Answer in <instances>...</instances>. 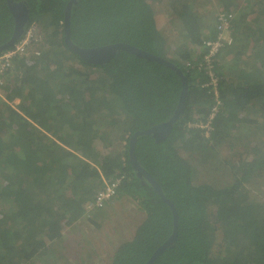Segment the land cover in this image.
Listing matches in <instances>:
<instances>
[{"label":"trees","instance_id":"16d2710c","mask_svg":"<svg viewBox=\"0 0 264 264\" xmlns=\"http://www.w3.org/2000/svg\"><path fill=\"white\" fill-rule=\"evenodd\" d=\"M71 1L13 0L29 10L21 38L34 30L44 47L38 57L15 60L0 95V264L56 263L53 244L117 178L115 200L135 201L144 218L110 264H147L172 236L174 213L138 177L130 142L173 118L183 80L173 68L127 51L103 65L83 60L65 42ZM162 1L77 0L70 18L74 45L127 44L174 64L188 81L169 134L159 141L139 136L134 148L178 217L176 242L153 264H264V203L251 195L252 186L264 183V0H220L221 11L235 15L234 42L213 61L222 107L209 137L190 125L206 121L214 104L201 65L205 41L217 36L216 20L198 14L196 0H166L176 25L171 43L154 7ZM14 30L9 1L0 0V46ZM236 133L243 150L237 161H218L235 148ZM218 162L228 168L224 186L199 176Z\"/></svg>","mask_w":264,"mask_h":264},{"label":"rangeland","instance_id":"374dc122","mask_svg":"<svg viewBox=\"0 0 264 264\" xmlns=\"http://www.w3.org/2000/svg\"><path fill=\"white\" fill-rule=\"evenodd\" d=\"M220 2V0H196L195 8H199L198 14H202L206 20L212 24L214 20H216L218 13L223 12L221 11L223 3ZM166 3L167 1L163 0L162 2L155 3L154 7L155 10L158 11L157 17L159 18L160 27L164 28L167 32L171 31V43H176L174 41L175 33L173 30L176 25H174L168 17L166 11L168 9L165 8V5H167ZM200 6L207 11L201 12ZM209 11H215L216 15L208 14ZM167 37L170 38V35L168 34ZM178 44L180 43L178 42ZM251 116L254 117L253 115ZM251 131L254 132L255 130L251 129ZM233 136V140L235 141L233 147L235 148L230 152L223 151L218 161L221 159H223L222 162L224 160L231 161L230 159L237 161L238 158L235 154L241 153L243 150L240 143L237 142V140H239L238 134L236 133ZM256 143L260 148L263 147L260 141ZM225 148L226 150L229 149L228 147ZM262 150L264 151V148H262ZM218 163L220 164L219 166L216 164L202 168L199 176L203 181L209 184L224 186L229 184V175L224 172L226 169L228 171V168L224 163ZM249 187L250 186H248V188ZM251 195H254L259 199L258 201L264 203V183L252 186ZM92 217L93 222L99 226L93 224L91 220L80 218L65 230L61 240L53 244L54 246L51 247L50 251L53 252L52 257H54L57 262L52 264H110L116 248L132 238L136 225L144 218V212L135 201L121 198L115 200L113 204L107 206L97 214V216ZM48 260L51 262L54 261L53 259Z\"/></svg>","mask_w":264,"mask_h":264},{"label":"built area","instance_id":"2783aa9c","mask_svg":"<svg viewBox=\"0 0 264 264\" xmlns=\"http://www.w3.org/2000/svg\"><path fill=\"white\" fill-rule=\"evenodd\" d=\"M234 17L235 15L233 13L219 12L216 16L217 36L215 39L206 40L203 45L204 53L201 66L209 78L208 83L204 87L211 89L214 95V104L206 121L191 124L190 127L203 130L207 137L210 136L212 124L222 107L218 92L219 79L213 72V61L223 47L230 46L234 42L232 35ZM43 44L42 37L37 36L34 30H30L13 47L0 54V95H2V88L6 84L9 73L14 68L15 60L18 58L29 59L40 56L41 48L44 47ZM121 182L122 179L117 178L88 201L84 205V215L82 218L84 220H90L94 212L103 210L113 204L115 198L118 196V189Z\"/></svg>","mask_w":264,"mask_h":264},{"label":"water","instance_id":"95a60500","mask_svg":"<svg viewBox=\"0 0 264 264\" xmlns=\"http://www.w3.org/2000/svg\"><path fill=\"white\" fill-rule=\"evenodd\" d=\"M9 1V8L11 11L12 16L14 17L15 20V30L14 33L11 37V39L4 45L0 46V54L3 53L4 51L10 49L15 45L17 41L21 38L25 31V24L27 20L29 19V10L27 9L25 4H19L16 5L12 0ZM77 0H72L68 8L66 10L65 14V23H66V36H65V42L69 46L70 49H72L74 52H76L83 60L87 61L88 63L91 64H97V65H103L105 63H108L113 57L117 55L118 52L120 51H127L131 54H134L138 57H141L143 59H147L150 61L158 62L165 64L171 68H173L179 76L183 80V92L181 95V100L179 107L177 111L175 112L173 118L165 123L162 124L161 126L151 128L146 131H141L137 132L133 135L131 138L130 142V156H131V163L132 166L135 168L137 171L138 177L142 178L145 177L155 188L159 196L169 205V207L172 209L174 213V231L172 236L163 244L161 245L153 254V256L149 259L147 264H153L156 259H158L168 248H170L177 240V230H178V217L176 210L174 208V205L165 198L161 187L159 184L151 177L138 163L137 158L134 153V148L136 141L139 136L143 135H152L154 138L157 139V141L164 139L172 129L174 123L177 121L179 118V115L181 114L183 110V103L186 97L187 93V88H188V81L186 77L183 75L182 71L177 68L174 64L161 59L159 57H156L152 54H149L147 52H144L142 50H139L137 48H134L132 46H129L127 44H114V45H108L104 47H99V48H91V49H85V48H80L76 45H74L71 40H70V18H71V6L75 4Z\"/></svg>","mask_w":264,"mask_h":264},{"label":"flooded vegetation","instance_id":"af4514ba","mask_svg":"<svg viewBox=\"0 0 264 264\" xmlns=\"http://www.w3.org/2000/svg\"><path fill=\"white\" fill-rule=\"evenodd\" d=\"M13 1V0H12ZM16 5L24 4V2H14ZM28 9V8H27Z\"/></svg>","mask_w":264,"mask_h":264}]
</instances>
